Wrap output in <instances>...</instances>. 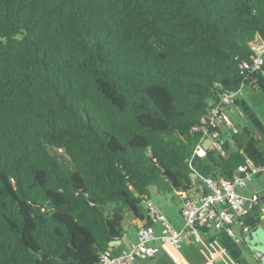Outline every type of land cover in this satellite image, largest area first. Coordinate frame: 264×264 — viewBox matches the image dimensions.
Segmentation results:
<instances>
[{"label":"trees","instance_id":"trees-1","mask_svg":"<svg viewBox=\"0 0 264 264\" xmlns=\"http://www.w3.org/2000/svg\"><path fill=\"white\" fill-rule=\"evenodd\" d=\"M256 38L264 0H0V264H97L150 189L264 165L247 128L189 163L210 103L264 91Z\"/></svg>","mask_w":264,"mask_h":264},{"label":"built area","instance_id":"built-area-1","mask_svg":"<svg viewBox=\"0 0 264 264\" xmlns=\"http://www.w3.org/2000/svg\"><path fill=\"white\" fill-rule=\"evenodd\" d=\"M254 58L251 63H242V67L254 73L264 65V39L256 38L251 44ZM242 83L236 90L220 94L199 123L192 128L200 134L198 144L194 147L189 163L195 157L204 158L207 151H215L224 156L220 130L229 134L237 133L227 115L229 107L237 109V102L243 98ZM208 143V148L203 147ZM264 181V165L257 166L250 159L240 165L231 178L191 177V185L187 190L176 192L179 201V215L183 227L176 229L171 222L147 195L140 196L150 224L140 225L137 239L128 244L125 250L116 254L107 249L99 254L97 264H136L144 258H152L164 247L177 250L184 239L194 243L201 242L200 229L223 232L234 244L241 245L242 239L253 228L246 224L247 215H255L259 223L264 220V186L258 193L242 194L243 189L253 182ZM158 230V232L155 231ZM239 231V233L237 231Z\"/></svg>","mask_w":264,"mask_h":264},{"label":"crops","instance_id":"crops-1","mask_svg":"<svg viewBox=\"0 0 264 264\" xmlns=\"http://www.w3.org/2000/svg\"><path fill=\"white\" fill-rule=\"evenodd\" d=\"M262 70L264 73V65ZM245 87H248L249 92H247V94L250 96H256V93L264 94V91L259 92L257 90V87ZM237 107V109H235L234 107H229L227 112H229V110H234L239 113L240 109L243 108L244 110L249 112L250 115H255L254 110H251V108L245 103L244 97L241 101H239ZM257 109L258 107L255 108V110ZM261 128L262 126L260 127V129ZM243 129H246V127ZM256 139L259 141V146L264 152V145L262 146L260 142L262 139L258 137H256ZM258 182L259 181L253 182L250 184V186L248 185L249 187L247 186L245 188L248 189H243L242 194L249 195L251 193L260 192L264 185ZM179 218L181 220L180 215ZM168 220L172 224L170 218ZM181 223L176 219L175 225L177 226H174L173 224L172 225L179 230L183 227L182 220ZM142 224L143 223H139L137 227L131 226L134 229V233L123 232L122 238L116 241L115 245L112 246V251L115 253V251L125 250L128 244L134 243L137 239L138 228ZM256 230L258 231L256 233V239L258 237H264V220H262L259 225L254 227L251 231ZM155 231L158 232L157 229H155ZM237 232L239 233V231ZM201 238L202 239L200 243H194L191 239H184L180 248H178L177 250L169 247H164V249L161 248L159 253H157L154 257L139 259L136 261V264H260L257 261L256 257L248 250L245 245H243V243L241 245L234 244L233 241L228 238L223 232L210 229L206 233L201 234ZM253 244L259 246V243L256 242V240L253 241Z\"/></svg>","mask_w":264,"mask_h":264},{"label":"rangeland","instance_id":"rangeland-1","mask_svg":"<svg viewBox=\"0 0 264 264\" xmlns=\"http://www.w3.org/2000/svg\"><path fill=\"white\" fill-rule=\"evenodd\" d=\"M247 92H249L248 87H244L242 90L244 101L251 108V110H254L255 115L254 116L250 115L249 112H247L243 108L240 109L239 113L234 110H229V112H227V115L233 127L236 128L238 133L241 134L243 131V128L246 127L255 138L258 137L262 139L260 142L263 146L264 145L263 144V141H264V94L256 93V96H250L247 94ZM256 107H258L257 110H255ZM259 126L260 127L262 126V128L260 129ZM232 148L234 149L235 147L232 145ZM258 183L264 185L263 180H259ZM149 196L151 200L154 202V204L162 210V212L166 215V217L168 219L170 218L174 226H177L175 225L176 219L181 223V220L179 218V213H178L180 204L176 196L158 194L153 188L150 189ZM128 219L129 218L126 217L123 222L124 232L134 233V229L128 224Z\"/></svg>","mask_w":264,"mask_h":264},{"label":"water","instance_id":"water-1","mask_svg":"<svg viewBox=\"0 0 264 264\" xmlns=\"http://www.w3.org/2000/svg\"><path fill=\"white\" fill-rule=\"evenodd\" d=\"M203 147L205 149L208 148V143H204L203 144ZM191 177L193 178L194 177V174L191 175ZM211 230H215L213 227L211 228ZM258 231H251L249 232L247 235H245L242 239V243L243 245H245L248 250L256 257L257 261L260 263V264H264V237H257L256 233ZM259 243V246H256L253 244V241H255ZM116 241L114 242H110L109 243V246H113L115 245ZM116 254H120L121 253V250L119 251H115Z\"/></svg>","mask_w":264,"mask_h":264}]
</instances>
